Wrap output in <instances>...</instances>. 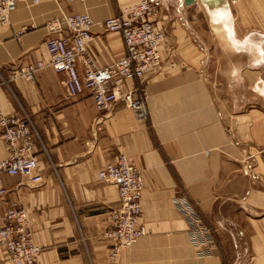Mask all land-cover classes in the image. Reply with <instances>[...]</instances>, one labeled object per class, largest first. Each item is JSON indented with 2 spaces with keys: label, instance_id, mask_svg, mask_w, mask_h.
Segmentation results:
<instances>
[{
  "label": "crops",
  "instance_id": "0c3cea01",
  "mask_svg": "<svg viewBox=\"0 0 264 264\" xmlns=\"http://www.w3.org/2000/svg\"><path fill=\"white\" fill-rule=\"evenodd\" d=\"M138 1H20L10 23L0 26V112L29 117L44 177L37 185L5 175L3 187L28 210L34 241L43 248L37 264H264V0H151L165 41L161 65L145 77L146 122L121 103L103 118L88 93L64 102L63 76L52 69L34 82L9 81L12 70L49 60L46 24L61 12L92 18L88 53L100 66L121 59V36L103 32L101 22ZM204 26L208 33L200 31ZM205 43L223 45V55L240 61L239 85L252 93L249 103L217 106L199 69L210 56ZM120 154L142 172L148 234L109 261L111 243L102 234L118 198L97 172ZM6 158L0 133V163ZM252 185L256 204L248 203ZM183 193L218 229L220 243L210 255H198L190 243L174 203ZM5 210L0 197V227ZM0 264H12L1 245Z\"/></svg>",
  "mask_w": 264,
  "mask_h": 264
},
{
  "label": "built area",
  "instance_id": "2783aa9c",
  "mask_svg": "<svg viewBox=\"0 0 264 264\" xmlns=\"http://www.w3.org/2000/svg\"><path fill=\"white\" fill-rule=\"evenodd\" d=\"M20 1L26 0H0V26L10 23V15ZM39 2L33 0L35 4ZM158 12L159 7L151 0H139L118 8L113 16L101 22L102 31L118 33L124 47V56L105 66H100L88 53L93 38L92 18L87 13L61 12L46 24L49 60L12 70L9 81L34 82L39 72L52 69L63 76L64 102L88 93L101 117L106 118L113 106L121 103L134 112L137 120L146 122L145 77L161 65L160 48L165 41V32L155 24ZM26 30L18 32L16 38L19 40ZM0 133L8 149V158L0 163V197L6 202L0 245L12 264H37L43 248L34 241L28 210L20 201L8 197L3 187L5 175L26 177L37 185L43 182L35 152L34 127L28 116L0 112ZM97 178L114 186L117 193L118 208L111 212L109 225L102 234L111 243L107 258L115 261L123 249L148 234L140 206L142 172L120 154L98 170ZM174 203L187 223L189 240L196 253L210 255L220 243L218 229L203 217L197 203L186 194L175 197ZM228 254L226 250L221 253L223 257Z\"/></svg>",
  "mask_w": 264,
  "mask_h": 264
},
{
  "label": "rangeland",
  "instance_id": "374dc122",
  "mask_svg": "<svg viewBox=\"0 0 264 264\" xmlns=\"http://www.w3.org/2000/svg\"><path fill=\"white\" fill-rule=\"evenodd\" d=\"M200 31L209 32L206 26L201 28ZM201 47L204 48L206 53L210 51V56L208 54L205 56L200 62L199 69L217 106L221 109L230 107L234 109L239 108L236 105L241 101L243 105L249 103L252 93L247 92L244 88L242 89L241 85H239L243 79L240 72V61L238 59H230L232 56L229 58V56L223 55V45L221 44L205 43ZM196 63L197 61H195ZM230 212L234 216L237 214L234 208Z\"/></svg>",
  "mask_w": 264,
  "mask_h": 264
},
{
  "label": "water",
  "instance_id": "95a60500",
  "mask_svg": "<svg viewBox=\"0 0 264 264\" xmlns=\"http://www.w3.org/2000/svg\"><path fill=\"white\" fill-rule=\"evenodd\" d=\"M183 1H184V4L188 5V4L194 3L195 0H183ZM256 191H258V189H256L255 185H252V194L250 195V198L248 199V203L256 204V199H257ZM260 196H262V194H260Z\"/></svg>",
  "mask_w": 264,
  "mask_h": 264
},
{
  "label": "bare ground",
  "instance_id": "6f19581e",
  "mask_svg": "<svg viewBox=\"0 0 264 264\" xmlns=\"http://www.w3.org/2000/svg\"><path fill=\"white\" fill-rule=\"evenodd\" d=\"M209 12H211V15H212V19L213 20H215V21H219L220 20V17H218V14H216L215 11H209Z\"/></svg>",
  "mask_w": 264,
  "mask_h": 264
}]
</instances>
